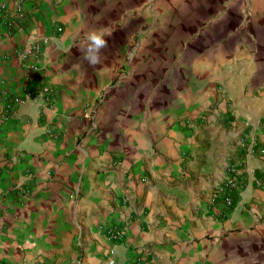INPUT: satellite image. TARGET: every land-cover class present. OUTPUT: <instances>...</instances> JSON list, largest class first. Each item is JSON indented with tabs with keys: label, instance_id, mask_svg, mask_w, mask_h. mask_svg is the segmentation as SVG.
I'll return each mask as SVG.
<instances>
[{
	"label": "crops",
	"instance_id": "crops-1",
	"mask_svg": "<svg viewBox=\"0 0 264 264\" xmlns=\"http://www.w3.org/2000/svg\"><path fill=\"white\" fill-rule=\"evenodd\" d=\"M15 2L20 27L0 28V264H264V98L243 94L264 88V6L191 0L146 35L147 0L0 4L12 14ZM101 28L111 35L92 67L79 48ZM230 102L237 132L193 130ZM231 134L229 208L205 179Z\"/></svg>",
	"mask_w": 264,
	"mask_h": 264
},
{
	"label": "rangeland",
	"instance_id": "rangeland-1",
	"mask_svg": "<svg viewBox=\"0 0 264 264\" xmlns=\"http://www.w3.org/2000/svg\"><path fill=\"white\" fill-rule=\"evenodd\" d=\"M189 1L191 0H147L146 9L141 12V15L146 17V26L142 30V32H144V34L146 35H149L154 29L155 24L160 25L161 22L166 23V22H170L172 18L176 19L178 17V13L184 11L182 9H179L180 5L185 2H189ZM227 1H228V4L231 6L242 5V6L249 8L250 7L249 3H254V2L260 3L261 6H264V0H227ZM6 3L8 2L6 1ZM247 8H246V12H250L251 9H254L253 7H251L250 9H247ZM134 22H136V20H134L131 24L132 30L135 27ZM133 42H135V39H132V43ZM217 92H218V96H220V100L224 98L222 97L223 95H226V91L222 86L218 87ZM243 94L245 97L248 95L250 96L249 98L258 97L261 99V98H264V88H261L260 90H257V89H252L250 91L244 90ZM241 101H242L241 92L239 89H236L233 103L236 104L239 102L238 106H241L240 104ZM231 103L232 102H230L227 105V109L225 111H219L218 107L213 106L215 110H210L209 112L208 111L205 112V115L207 116L214 115V120L207 121V119H205L203 115H200L199 118H197L193 123V126H194L193 130L197 131L200 126H204L206 124L207 125L213 124L214 127L220 128L221 130L229 131V130L235 129L237 132L238 128H236L235 125L237 124L239 125V116L235 112L236 107H232ZM256 107H258V111H262L261 114L257 117V118L260 117V120H261L262 118H264V108L263 106H262L263 109L261 108V106H256ZM242 129L247 130L246 132H248L252 129V125L250 124L243 125V128H239V130H242ZM233 138H237V137L231 134L230 140L232 141L228 142L225 148L226 156L224 160H221V162H219L218 158L216 157L218 156V153H217L218 150H222V147L220 146L221 143L218 144L217 142V144H215L214 161H212L213 163L210 169L209 178L207 177L205 179V181L209 180L212 184L211 192L209 194L210 199H212V195L214 191L218 188L219 183L225 173L226 167L233 164V162L235 161V157L237 156V151L235 149L236 144ZM236 172H237V169H236Z\"/></svg>",
	"mask_w": 264,
	"mask_h": 264
},
{
	"label": "built area",
	"instance_id": "built-area-1",
	"mask_svg": "<svg viewBox=\"0 0 264 264\" xmlns=\"http://www.w3.org/2000/svg\"><path fill=\"white\" fill-rule=\"evenodd\" d=\"M24 19L23 12L21 10V5L18 2H15V10L12 14L7 11V7L4 4H0V28L5 30L8 33L13 32L17 27L19 28ZM57 32H60V28L57 29ZM47 40L44 39L43 43H46ZM40 52V46L31 45L24 48L18 56L21 59H26L30 55H36ZM53 93V89L50 86H44L41 88L38 97L48 99ZM24 99L15 98L12 103L14 105L23 103ZM252 145H256V141L253 140ZM257 154L260 156L264 155V149L258 148ZM236 182V167L234 165H229L226 168V175L223 181L220 183L218 188L214 191L212 195V200L214 202H221L227 207H233L235 201L233 198L232 190ZM120 237L119 232H115L112 236L113 239H118ZM109 264H114L113 260L109 261Z\"/></svg>",
	"mask_w": 264,
	"mask_h": 264
},
{
	"label": "clouds",
	"instance_id": "clouds-1",
	"mask_svg": "<svg viewBox=\"0 0 264 264\" xmlns=\"http://www.w3.org/2000/svg\"><path fill=\"white\" fill-rule=\"evenodd\" d=\"M111 33L105 29H92L85 33L83 46L79 48L82 52V59L87 61L89 66L95 67L101 63V54L108 47V37ZM69 52L71 49H67Z\"/></svg>",
	"mask_w": 264,
	"mask_h": 264
}]
</instances>
